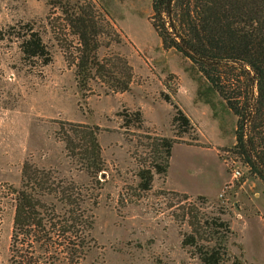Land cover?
I'll list each match as a JSON object with an SVG mask.
<instances>
[{"label": "rangeland", "instance_id": "374dc122", "mask_svg": "<svg viewBox=\"0 0 264 264\" xmlns=\"http://www.w3.org/2000/svg\"><path fill=\"white\" fill-rule=\"evenodd\" d=\"M152 2L0 0V264H19L11 254L14 190L27 160L98 194L89 250L57 264H201L182 243L191 219L208 237L210 223H230L231 233L214 228L228 235L230 259L222 264H264V182L236 152L238 116L205 91L209 83L191 59L163 46L150 21ZM80 11L101 26L100 57L122 56L132 66L130 90L114 92L97 78L82 99L72 63L78 37L68 22ZM33 32L45 56L22 51ZM176 107L191 120L187 132L173 125ZM137 110L142 125L129 115ZM66 121L100 126L106 170L99 185L68 155L59 134ZM164 137L176 139L169 170L144 191L139 171L158 159Z\"/></svg>", "mask_w": 264, "mask_h": 264}, {"label": "trees", "instance_id": "16d2710c", "mask_svg": "<svg viewBox=\"0 0 264 264\" xmlns=\"http://www.w3.org/2000/svg\"><path fill=\"white\" fill-rule=\"evenodd\" d=\"M150 21L163 46L191 59L209 83L205 91L217 92L238 116L236 152L264 182V0H153ZM68 22L78 37L72 63L82 99L97 78L114 92L130 90L132 66L122 56L100 57L103 31L93 15L80 11ZM21 48L26 57L46 54L37 32L24 39ZM49 60L46 58V63ZM129 115L143 124L140 110ZM173 125L180 132L192 127L190 118L178 107ZM99 133V125L81 122L66 121L59 129L68 155L97 185L98 176L106 170ZM175 143V138L161 139L158 159L139 171L142 190L152 188L156 174H167ZM14 191L11 254L19 257V264L71 263L83 258L94 241L91 206L98 204V194L92 196L90 187L28 160L23 165L21 187ZM190 224L192 232L184 234L182 243L194 247L201 264H222L230 259L228 235H218L219 229L231 233L228 221L210 223L213 231L208 232L212 234L209 237L200 221L191 219Z\"/></svg>", "mask_w": 264, "mask_h": 264}, {"label": "built area", "instance_id": "2783aa9c", "mask_svg": "<svg viewBox=\"0 0 264 264\" xmlns=\"http://www.w3.org/2000/svg\"><path fill=\"white\" fill-rule=\"evenodd\" d=\"M240 174H241L240 170H235L233 173L234 177H238ZM230 183L232 184V182H230ZM230 183L223 188V191L221 192V196H225L227 194V192L231 188Z\"/></svg>", "mask_w": 264, "mask_h": 264}, {"label": "crops", "instance_id": "0c3cea01", "mask_svg": "<svg viewBox=\"0 0 264 264\" xmlns=\"http://www.w3.org/2000/svg\"><path fill=\"white\" fill-rule=\"evenodd\" d=\"M167 176H168V175H167ZM176 190H180V189H177V188H176Z\"/></svg>", "mask_w": 264, "mask_h": 264}]
</instances>
